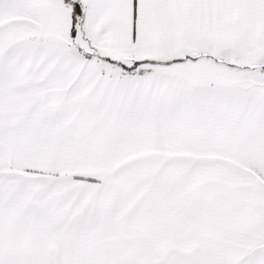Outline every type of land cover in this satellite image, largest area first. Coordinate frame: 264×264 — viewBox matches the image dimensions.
I'll list each match as a JSON object with an SVG mask.
<instances>
[{
  "label": "snow or ice",
  "instance_id": "1",
  "mask_svg": "<svg viewBox=\"0 0 264 264\" xmlns=\"http://www.w3.org/2000/svg\"><path fill=\"white\" fill-rule=\"evenodd\" d=\"M0 264H264V0H0Z\"/></svg>",
  "mask_w": 264,
  "mask_h": 264
}]
</instances>
